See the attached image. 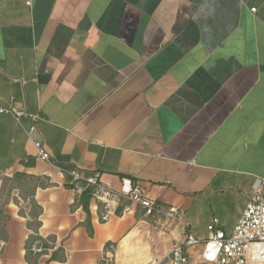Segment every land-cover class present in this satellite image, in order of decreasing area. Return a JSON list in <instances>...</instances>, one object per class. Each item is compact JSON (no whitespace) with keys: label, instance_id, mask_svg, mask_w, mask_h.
I'll list each match as a JSON object with an SVG mask.
<instances>
[{"label":"crops","instance_id":"0c3cea01","mask_svg":"<svg viewBox=\"0 0 264 264\" xmlns=\"http://www.w3.org/2000/svg\"><path fill=\"white\" fill-rule=\"evenodd\" d=\"M10 107L39 119L29 135L32 121L0 114V264H28L30 203L6 180L18 173L51 183L35 192L39 235L56 238L39 264H160L163 240L183 237L166 217L98 194L90 236L74 205L96 173L116 193L131 179L181 207L200 241L214 218L232 235L264 181V0H0ZM60 248L67 259L52 260Z\"/></svg>","mask_w":264,"mask_h":264},{"label":"built area","instance_id":"2783aa9c","mask_svg":"<svg viewBox=\"0 0 264 264\" xmlns=\"http://www.w3.org/2000/svg\"><path fill=\"white\" fill-rule=\"evenodd\" d=\"M0 114H11L20 125H23L24 120H30L33 125L28 134L37 132L34 123L39 116L29 114L25 108H0ZM34 144L38 150V157L48 161L50 156L43 141L35 140ZM73 176L76 181L82 179L78 172H73ZM100 176V173H96L87 182L95 186L96 194L107 201L126 198L142 206L146 216H163L182 228L183 240L173 246L170 264H190L189 252L198 248L201 249L199 257L207 264H264V181L260 180L254 185L247 208L232 235H227L222 229V222L214 218L208 227V239L200 241L187 231L181 207H166L150 199L144 189L131 179H125L122 192L116 193L102 186Z\"/></svg>","mask_w":264,"mask_h":264},{"label":"trees","instance_id":"16d2710c","mask_svg":"<svg viewBox=\"0 0 264 264\" xmlns=\"http://www.w3.org/2000/svg\"><path fill=\"white\" fill-rule=\"evenodd\" d=\"M7 181H13V183H17L20 189H26V192L24 193V199L29 200L31 211L29 213L30 220L28 221V229L31 230L33 233L30 235L29 239L26 243V261L28 264H39V259L42 255L46 254L48 249H51V247L48 242L51 241L55 243L56 238L54 236L49 237L48 239H44L39 235V229L42 226V222L40 220V217L42 215L43 209L42 207L37 203L35 199V192L38 187H49L51 185L50 182H46L45 179L37 178L34 176H30L27 174H16L14 178L12 179H6ZM83 192L81 195H79L76 199L74 206H81L83 209L87 212L88 218L86 221L82 224L86 227L88 230V233L90 236L93 235V226L91 222V213H90V202L92 198L96 195L97 188L95 186L90 185L87 181L83 183ZM100 215L103 216V208L102 205H100L99 208ZM123 211V206H120L117 210L118 214H121ZM22 214H24L23 211H21ZM42 242V251L36 252L34 250V246L37 242ZM116 246V244H115ZM112 249V243L107 244L106 250ZM60 259L65 261L66 255L64 254V250L62 248L58 249L52 256V260ZM103 264H114L113 261H110L109 259H106Z\"/></svg>","mask_w":264,"mask_h":264},{"label":"rangeland","instance_id":"374dc122","mask_svg":"<svg viewBox=\"0 0 264 264\" xmlns=\"http://www.w3.org/2000/svg\"><path fill=\"white\" fill-rule=\"evenodd\" d=\"M182 240H183V237H180V236H179V239L174 240L173 243H169L166 240H163V245L161 247V254H162V256H165V258L163 259V261L160 264H169L170 263L169 254H170V251H171L173 244L180 243V242H182ZM150 243L154 246L156 245L155 241H153V240L150 241ZM192 251L196 252V250H192ZM191 262L194 264H207L201 260V258L199 257V254L197 255V257H193L190 260V263Z\"/></svg>","mask_w":264,"mask_h":264},{"label":"water","instance_id":"95a60500","mask_svg":"<svg viewBox=\"0 0 264 264\" xmlns=\"http://www.w3.org/2000/svg\"><path fill=\"white\" fill-rule=\"evenodd\" d=\"M41 246H42V242H37L36 244H35V250H40L41 249Z\"/></svg>","mask_w":264,"mask_h":264}]
</instances>
